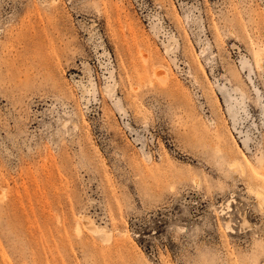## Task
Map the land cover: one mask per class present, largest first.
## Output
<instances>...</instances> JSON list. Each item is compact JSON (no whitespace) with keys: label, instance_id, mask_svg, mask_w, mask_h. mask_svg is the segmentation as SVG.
<instances>
[{"label":"rangeland","instance_id":"374dc122","mask_svg":"<svg viewBox=\"0 0 264 264\" xmlns=\"http://www.w3.org/2000/svg\"><path fill=\"white\" fill-rule=\"evenodd\" d=\"M0 264H264V0H0Z\"/></svg>","mask_w":264,"mask_h":264}]
</instances>
